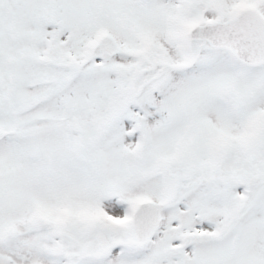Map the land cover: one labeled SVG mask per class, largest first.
<instances>
[{"label":"snow or ice","instance_id":"6c2138e0","mask_svg":"<svg viewBox=\"0 0 264 264\" xmlns=\"http://www.w3.org/2000/svg\"><path fill=\"white\" fill-rule=\"evenodd\" d=\"M0 264H264V0H0Z\"/></svg>","mask_w":264,"mask_h":264}]
</instances>
